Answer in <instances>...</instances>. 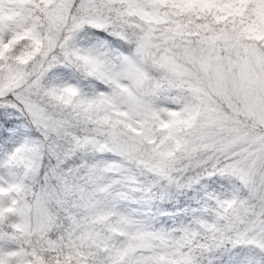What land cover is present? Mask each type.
I'll list each match as a JSON object with an SVG mask.
<instances>
[{"label":"clouds","instance_id":"1","mask_svg":"<svg viewBox=\"0 0 264 264\" xmlns=\"http://www.w3.org/2000/svg\"><path fill=\"white\" fill-rule=\"evenodd\" d=\"M143 6L159 8L164 22L128 17L122 0H59L34 12L47 56L20 66L26 78L14 91L42 119L16 113L22 135L0 147V175L22 188L17 222L0 228L6 253L29 264L36 257L43 264H251L250 253L259 251L241 243V234L256 235L252 225L264 233L259 4L230 0L226 11L185 0ZM97 11L103 34L91 23ZM89 55L112 80L85 73ZM69 68L79 81L62 74ZM85 83L113 102L115 115H90ZM68 88L77 94L68 97ZM145 120L173 122L174 141L160 147L134 134L131 127ZM56 124L64 126L59 136ZM86 133L99 136L103 155L77 146ZM10 154L24 163L9 165ZM217 188L225 197L214 200ZM224 199L230 203L222 210ZM185 204L179 216L164 214Z\"/></svg>","mask_w":264,"mask_h":264},{"label":"rangeland","instance_id":"2","mask_svg":"<svg viewBox=\"0 0 264 264\" xmlns=\"http://www.w3.org/2000/svg\"><path fill=\"white\" fill-rule=\"evenodd\" d=\"M41 4H56L59 0H36ZM114 2H121V0H114ZM122 2L129 5L126 15L130 18H139L145 24L156 25L162 23L158 18L159 8L153 10L151 7H144L143 5L159 4L162 0H122ZM186 3L192 5H214L216 10L226 11L223 5L230 3V0H185ZM259 7L256 9L257 15L264 20V0H255ZM39 3V4H40ZM40 4V5H41ZM35 0H0V46H3V50L0 51V83L7 89L9 86H18L23 79L26 78L25 73L19 70L20 66L28 64L29 61L36 56L46 57L47 50L44 48V41L41 38V33L37 30L35 21L38 19L34 15L33 6ZM195 10V9H193ZM205 10V9H201ZM212 11V8L207 9ZM59 9L52 10L51 15L53 18L57 15ZM130 11L131 14H128ZM135 26V25H133ZM21 41H28V44L21 47L20 51L13 55L12 53L16 49V46ZM15 65V66H14ZM37 70H40V65L36 66ZM62 74L66 78L77 80L70 69H62ZM89 85V84H87ZM122 86V85H121ZM90 92L84 90L85 100L83 101L85 107L89 110L90 115L99 116L104 118L105 113L109 114V117L116 114V109L112 106L113 102L102 92L97 91L93 86L89 85ZM110 123V119H109ZM121 123H124L122 120ZM101 130V134H106L110 129L106 124L101 123L98 125ZM131 127V126H129ZM14 134L5 138H0V147L3 145H10L18 136L22 135L19 130V125L13 123ZM134 134L138 136H144L150 143L157 144L163 147L169 141H174L175 124L173 122H164L163 120L153 123L151 120L137 121L136 127H131ZM91 140H99V136L96 133L91 135L85 134V136ZM81 137V138H83ZM91 153L93 150L89 148L87 150ZM103 155V153L96 152ZM12 181L6 179L3 175H0V186L8 188ZM128 182L134 183V180L129 177ZM17 193L11 191L8 193H0V228L6 224H15L16 218L19 215L18 208L12 204V200L16 199ZM225 192L222 188H217L212 193V198H224ZM230 202L224 199V203L221 205V209L228 208ZM188 204L181 208H173L169 213H174L179 216L187 211ZM230 210V209H229ZM231 227V226H230ZM254 231L256 235L249 239H244L247 235L241 234V243L244 245L245 251L248 249H255L264 251V233L260 231L259 224L252 225L249 232ZM4 240L0 238V254L8 256L10 252H5ZM259 251H253L250 253L251 264H264V257L259 255ZM243 254V253H242ZM11 259L14 264H29L27 260L18 258L17 255H12ZM71 260V258H69ZM36 264H43L42 258L36 257Z\"/></svg>","mask_w":264,"mask_h":264},{"label":"snow or ice","instance_id":"3","mask_svg":"<svg viewBox=\"0 0 264 264\" xmlns=\"http://www.w3.org/2000/svg\"><path fill=\"white\" fill-rule=\"evenodd\" d=\"M128 14H131L130 11ZM104 17L100 11L95 13V19L91 21L92 26L99 29L101 34H103L107 30L106 24L103 22ZM3 50V46H0V51ZM84 63V71L86 74H90L93 77L101 75L102 69L100 64L98 63V58L93 55H89L83 57ZM107 78L108 80H112L111 76H108L107 73H103L101 78ZM113 83L115 81L113 80ZM19 86V85H18ZM18 86H9L5 89L0 83V138H7L10 135L14 134L13 130V122L17 119L16 113L23 112L27 110L33 118L34 122L41 121V113L39 110H36L35 106L31 105L27 100H25L22 96L17 95L14 89ZM65 94L68 97L74 96L77 94V91L72 88L65 89ZM6 96L12 97V99H7ZM5 113H9L5 115ZM47 126V125H45ZM62 124H56L53 126V134L59 136L63 130ZM76 144L78 147L82 148L84 151L87 152L89 148H91L94 152L104 153L106 147L102 143H97L94 140H91L87 137H79L76 138ZM55 149V145L53 146V150ZM24 161L22 159H18L16 154H10L8 156V164L9 165H22ZM113 165H109L106 170L111 171L113 169ZM22 188L19 184L11 182L8 188H4L0 186V193H8L11 191H15L17 194L21 192ZM69 194V192H65V195ZM53 196L57 195L55 193L52 194ZM218 200V198H217ZM218 203L223 204L224 202L218 201ZM12 204L16 205L17 200L13 199ZM20 209L18 212L20 213ZM165 215H172V213H164ZM102 220L103 217L97 218ZM87 239H91L92 236L86 234ZM13 253H9L8 256L0 254V264H14V261L11 259Z\"/></svg>","mask_w":264,"mask_h":264},{"label":"trees","instance_id":"4","mask_svg":"<svg viewBox=\"0 0 264 264\" xmlns=\"http://www.w3.org/2000/svg\"><path fill=\"white\" fill-rule=\"evenodd\" d=\"M33 0H30V2H32ZM40 2H36V0H35V5L33 6V9H34V12L39 8V6H40V4H39ZM70 69V68H69ZM71 71H72V73H73V75H75V77H76V79H77V81H79L80 80V77L72 70V69H70ZM83 90H85V91H87V92H90V88H89V85H87V83H85L84 85H83ZM9 113H5V115H8ZM14 123V122H13ZM178 208H181V207H178ZM1 226V225H0Z\"/></svg>","mask_w":264,"mask_h":264}]
</instances>
